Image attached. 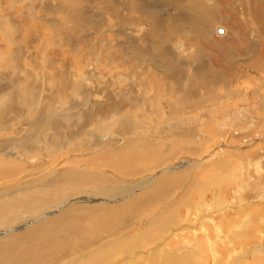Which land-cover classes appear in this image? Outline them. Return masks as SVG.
<instances>
[{
  "label": "bare ground",
  "instance_id": "bare-ground-1",
  "mask_svg": "<svg viewBox=\"0 0 264 264\" xmlns=\"http://www.w3.org/2000/svg\"><path fill=\"white\" fill-rule=\"evenodd\" d=\"M57 42L65 51L51 52ZM98 49L96 76L82 65ZM114 69L118 81H108ZM263 71L264 0H0V264H181L196 241L142 249L171 233L194 190L202 198L200 177L181 182L189 160L178 151L216 139L200 131L214 132L219 109L246 98L245 81L263 87ZM86 77L117 89L94 101ZM164 115L180 138L148 134V118Z\"/></svg>",
  "mask_w": 264,
  "mask_h": 264
},
{
  "label": "rangeland",
  "instance_id": "rangeland-1",
  "mask_svg": "<svg viewBox=\"0 0 264 264\" xmlns=\"http://www.w3.org/2000/svg\"><path fill=\"white\" fill-rule=\"evenodd\" d=\"M45 27L47 29L44 28V30L47 31L49 27L47 26ZM220 29L223 30L222 33H219ZM46 31H45L46 35L44 34V37L47 36V34L48 36L52 34V33H46ZM214 31H217V32H214ZM213 33H215L214 36L220 37L226 33V29L224 26L218 25L216 29L214 28ZM109 36H111V34H109ZM179 39L177 40V42L179 44H182L183 49L186 48L185 43H183L184 42L183 38H179ZM59 44L60 43H58V45L56 46H54L53 44H49L48 48L51 50V52H54V53H57L59 51L61 52L65 51L63 48H60L61 44L60 45ZM64 48L67 50L66 52L70 51L69 47H64ZM98 50L96 51L97 54H93L91 56L93 60L91 59V57H89V59L86 58L87 61L83 60L84 63L82 62L83 64H85V65H82L84 66L85 70L90 69V70H93L94 72V69H95L94 73H96V76H98L102 71V70L100 71V68L97 66V59L100 56V49ZM53 54L51 55L52 57H55V58L58 57L56 54L54 55ZM70 55L73 56L74 54L70 53ZM82 55H85V54H82ZM77 56L81 57V55H77ZM82 66L81 67L75 66L76 68H72V69L75 73H78V72L84 73L83 72L84 68ZM43 68L44 67L41 68V71L42 72L45 71L47 75L48 74L51 75L54 72V70L47 69L46 67H45L46 69L45 68L43 69ZM77 68H79V71ZM13 70H10V69L8 70L10 75L17 72L16 70H14L15 72ZM115 70L116 69H114L112 73L108 72L107 70L106 79H109V77L111 78L115 77L113 78V80L118 81V76L120 74L118 73L117 70H116L117 72ZM77 77H82V76L79 75ZM85 79H87V77ZM242 80L244 81V79ZM242 80L241 82H243ZM108 81H112V80L109 79ZM263 81H264V78L262 79V81H260V83H262ZM86 82L89 87L91 86L90 87L91 89L90 88L89 89L94 91L95 93L93 94L92 99L98 102H104L105 100L104 91L108 90V87L110 88L109 90L117 89V83L113 85H108L109 83L106 84V83H102L101 81L94 82V80L92 79H87ZM122 82H124V80ZM122 82H120V86ZM125 82L126 83H122V85L128 84L127 81ZM239 83H238V86H239ZM242 84H240V86ZM245 84L246 86L250 84L249 88L244 89L247 91V92L245 91V93H247L246 98H243V97L239 99H237L238 97L234 98V100H229V104H230L228 105L229 107L226 106L227 107L226 109L233 108L234 113L225 111L226 110L225 107L222 106L223 108L219 109L220 112L217 114L218 125L214 126L213 128L214 132L210 131L209 132L210 134H209L208 132L200 131V134L202 133L201 134L202 137L215 136L214 138L216 139H214L211 143H210L211 139L207 141L206 144L202 146L203 148H201L198 154H192L189 152H181L182 151L180 150L181 144L176 145L177 146L176 150H180L178 151V154H177L178 157L189 160V165L183 166L182 169H180L181 171L178 172V173H181L184 171L185 173L187 171V175L183 178L181 182L187 180L191 176L194 177L192 178V180L193 181L195 180L196 182L197 180L196 177H200L202 186L199 189H200V192H201L200 195H202V198L200 197L198 198L199 192L194 190L192 194L193 196H191L187 200L188 204H192V205L194 204L193 207L192 205L189 207H184V206L182 207V212L180 215L181 217H179V221L177 223H174L173 226L170 225L172 229L171 233L162 236L163 238L160 237L161 239H158L159 233H157V238L155 237V234H154V237L156 238L155 242H153L155 239L152 240L154 245L149 244L151 246L146 245L147 247L143 246L142 249L144 248L145 250L147 249L148 251L150 248H156L158 245L160 248H163L165 246L171 247V243L177 240L175 237L180 235L181 236L180 240H177V241H180L182 243L184 241H187V242L189 241L191 243L193 241L197 242V243L195 242L196 244L193 243L194 245L191 244L192 246L189 247L191 248L190 254H192L189 256L190 258L185 257L182 263L181 261H179L181 264H219V262L221 264H256L257 261L260 260V257L256 256L255 258L252 252L255 251L254 248H258L260 246H262L264 250V101H263L264 100V86L258 87L256 89V86L252 83H248V82L246 83L245 81ZM245 84H243L241 88L245 86ZM100 90H101V93L99 92ZM256 91L260 93L254 94L256 93ZM260 94H263V96H259ZM79 102H82V101H79ZM89 104L90 102L88 103V105ZM210 107L214 109L219 106H217V103H214L210 105ZM221 110H223L224 112ZM154 115H157V114H154ZM191 115H192L191 112H187L185 114L184 117L186 118V120H184L183 122L180 121L182 122V126L183 125L186 126V123L184 122H187L190 119ZM158 118L157 116L148 118L149 121L147 122L146 126L150 128H147V127L144 128V126H140L138 127L139 131L143 133L144 132L147 133V131L145 130L147 128L148 130H150L148 131V134L151 132L150 135L152 136L158 134L159 136L161 135L170 136L171 135L175 137V139L181 137L180 135L181 133H178V132L182 130V126L176 125L174 126L175 127L174 128L173 124H171V120H173V122H176L175 116L172 117L171 119L169 117H166L165 115L161 117L160 119ZM192 123L189 124V127L191 128L193 126ZM167 125L168 126L170 125V126L166 129ZM26 126L27 125H22V133L26 131L25 129ZM159 127H161V129ZM112 133L113 132L111 131H107L105 135L106 137L109 138V135ZM9 135H12V133H9L7 136ZM118 138H123V136L118 135ZM168 142L169 141L165 142V144L162 146H165L166 144H168ZM57 159H56L57 161L53 162L55 163L54 165H52L53 167H57V165L60 164L63 160L61 155L58 156ZM175 160L174 162H176ZM218 162H222V163L225 162V164H228V165L224 167H227V168L219 169L217 167V165L219 164ZM196 163H198V166L196 165ZM157 172H159L158 169L156 171L155 170L149 171L146 174L148 173L152 174V173H157ZM120 178L125 179V177H120ZM132 178L135 179L137 177H132ZM132 178L126 177V179H132ZM184 187L186 188L185 185ZM184 187H183V191H184ZM181 193L183 194L184 192L179 190L176 193L175 198L177 200H178V197L181 195ZM168 199L172 200L173 198H168ZM199 199L203 200L204 202L203 206L200 205ZM224 201L226 202L224 203ZM215 203H219V204L214 205ZM150 216H152L151 212L146 213L142 217L148 220ZM226 219H230L231 221H233L232 224L228 223V226H227L225 224ZM144 223H145L144 220H140V224L138 225L137 228L144 227ZM141 224L142 226L140 227ZM204 225L206 227H212V228H210V230L208 228V230L205 231V233L203 232L204 233L203 234L202 227L203 229L206 228L204 227ZM218 226H221V229H218L217 228ZM136 230L131 229L128 232L135 235L137 232ZM181 230H186L187 233L184 234L182 233ZM216 230H219L220 232L219 231L218 232L221 233V235H219V233L216 232ZM209 231L211 232L210 234H209ZM238 235L242 237L244 236L243 237L244 240L238 241ZM159 240H161V242L155 244L156 242H159ZM201 245H203L202 247L204 248L200 249L199 247ZM127 258H128V254L123 255L120 259L117 258L115 262H120L122 259L126 260ZM134 258L136 257L134 256L131 257V259H134Z\"/></svg>",
  "mask_w": 264,
  "mask_h": 264
}]
</instances>
